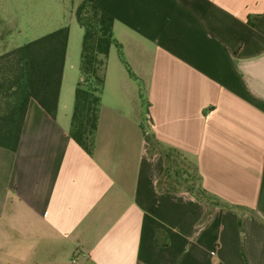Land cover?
<instances>
[{
  "label": "crops",
  "instance_id": "obj_1",
  "mask_svg": "<svg viewBox=\"0 0 264 264\" xmlns=\"http://www.w3.org/2000/svg\"><path fill=\"white\" fill-rule=\"evenodd\" d=\"M95 4L117 44L93 153L70 135L67 51L56 117L32 100L17 151L0 147V264H264V0ZM172 151L215 209L176 183Z\"/></svg>",
  "mask_w": 264,
  "mask_h": 264
},
{
  "label": "trees",
  "instance_id": "obj_2",
  "mask_svg": "<svg viewBox=\"0 0 264 264\" xmlns=\"http://www.w3.org/2000/svg\"><path fill=\"white\" fill-rule=\"evenodd\" d=\"M76 17L84 30L80 73L75 91L72 139L88 154L94 150L114 18L95 0H82ZM69 27H61L0 55V147L17 151L29 103L36 101L56 117L67 58Z\"/></svg>",
  "mask_w": 264,
  "mask_h": 264
},
{
  "label": "rangeland",
  "instance_id": "obj_3",
  "mask_svg": "<svg viewBox=\"0 0 264 264\" xmlns=\"http://www.w3.org/2000/svg\"><path fill=\"white\" fill-rule=\"evenodd\" d=\"M0 54L14 48L23 46L37 38L44 36L58 28L67 26L71 31L67 67L72 66V61L81 59L84 30L80 26L76 14L71 15V7L64 5L57 7V3L49 0H0ZM70 7V8H69ZM145 115V114H144ZM147 124V119H144ZM147 133L150 132L149 124L146 125ZM150 138V136H148ZM161 153H166L161 148L155 147ZM170 171L180 174V188L188 190L207 207L215 209L218 204L214 199L206 197L199 185L194 163L184 155L171 152ZM220 206V205H219Z\"/></svg>",
  "mask_w": 264,
  "mask_h": 264
}]
</instances>
